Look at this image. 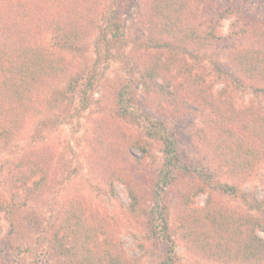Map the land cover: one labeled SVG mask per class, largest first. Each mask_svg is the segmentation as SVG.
<instances>
[{
    "label": "rangeland",
    "instance_id": "1",
    "mask_svg": "<svg viewBox=\"0 0 264 264\" xmlns=\"http://www.w3.org/2000/svg\"><path fill=\"white\" fill-rule=\"evenodd\" d=\"M119 2L64 0L60 11L73 26L72 19L87 21V33L52 29L40 37L61 57L62 69L39 81V108L11 142L0 141V264H59L51 236L73 201L106 220L104 251L116 245L108 264L119 256V264H162L170 243L174 264H264L254 255L246 263L227 261L220 245L214 254L197 250L185 233L187 227L210 233L203 219L211 220L212 231L229 220L236 234L249 230L264 241V0H178L183 9L170 12V22L182 24L173 31L165 24L157 37L175 36L188 54L176 49L178 64L160 62L144 80L135 60L150 66L147 54L162 53L149 41L148 13L168 0H137L129 11ZM42 14L32 12L39 24ZM110 20L119 27L114 39ZM155 20L165 21L164 14ZM161 124L187 166L207 176L179 170L160 189L161 140L146 132ZM101 136L118 139L120 148H107ZM35 154L47 157L27 165ZM99 160L109 162L108 172L100 171ZM36 162L45 177L34 173ZM128 187L137 190L136 210ZM12 204L20 206L21 241L8 234ZM14 242L26 246L21 254L7 251ZM257 249L264 256V243Z\"/></svg>",
    "mask_w": 264,
    "mask_h": 264
},
{
    "label": "trees",
    "instance_id": "2",
    "mask_svg": "<svg viewBox=\"0 0 264 264\" xmlns=\"http://www.w3.org/2000/svg\"><path fill=\"white\" fill-rule=\"evenodd\" d=\"M81 1L86 2L87 0ZM175 2H178V0L154 3L152 8H156L148 13L146 23L149 25V28L151 27L149 31L151 35L149 41L154 42L153 47H159L162 53L153 55L147 54L153 61V64L150 66H140L138 63L139 59L135 60V68H137V71L140 73L142 80L146 79L145 75L147 78L151 77V71L155 70L153 67H157L160 62L162 64H178L179 59H176L175 55L176 49L183 54H188L181 48L179 49L176 45L174 41H178V38L175 36L170 35V38L167 40L162 38L159 40V37H157L159 31L163 33L165 24L169 25L171 31L174 30L175 25L179 27V25L182 24L181 20H179V25L178 20H174L173 24L170 22L172 20L170 18V12L173 10L180 12L183 9L181 4H175ZM119 3H121L119 8L123 7L124 10L126 9L128 11L132 7L138 5L137 0H120ZM62 4H64V0H0V141L2 143L11 142L26 118L39 108L37 104L39 81L46 75L56 74L58 70L62 69L59 60L61 57L55 54L50 49L49 45L41 43L40 37L42 33L52 29L59 34H66V36L71 30L77 33L79 37L87 33L85 32L88 29L87 21L78 19L79 22H77V19H72V22L75 24V26H73L69 21L71 17L69 20L66 19L67 17L64 16L65 13H63L64 9L60 11L59 7H61ZM36 8H39L40 12L43 13L41 16L42 24H39L35 16H32V12ZM161 12L164 14L165 21L159 22L155 20V17L159 16ZM109 24H111L112 27L111 34L113 39L117 38V31L119 30L117 22L113 21L111 23L110 20ZM158 55L161 56L159 57ZM138 57L140 58L141 55H138ZM145 67L152 70H146ZM248 68L257 74L255 66H248ZM70 89L74 91L75 88ZM80 98L81 100H86L82 95ZM127 110L126 108V112H128L126 116H132V111ZM227 121L219 123L223 125ZM161 125L163 127L162 129H157V127L154 126V128L149 127V131L146 132L149 138H153L157 135L156 138L161 140L162 185H160V189L170 184L174 179L176 171L179 170L192 171L197 173L200 177L207 176L204 171L201 173L198 169L193 171L190 166H187L177 149L176 138L170 132L168 133L165 131L167 129L164 124ZM102 129L103 128L99 130L102 131ZM231 129L229 133L232 132ZM240 130L241 128L238 127L237 131ZM100 139L103 143L108 144L106 147L111 150L113 147L120 148L121 146V143L117 141L118 139L105 142L103 136H101ZM106 155L107 154H104L102 158H105ZM44 157L47 156H42V154H40V156H36V154L30 155L29 157L27 156L26 164H34V162L39 159L45 160ZM97 164L100 165V171L105 168L108 172L109 162L105 163L99 160ZM38 170L41 172L40 177L46 176L45 168L39 164V162H36L34 173L37 174ZM221 186L222 188L228 187V185L223 184ZM128 193L131 199L130 209L136 210L138 206L141 205V203L138 202L137 190L133 187H128ZM67 204L60 219L61 224L58 225L57 230L51 236L53 237L51 240H57V247L55 249L59 250V253L55 256L59 257V264H108L110 255L116 249V245L112 244L104 251L105 241L109 237L108 233L105 232L107 226L106 220L100 217L99 214L90 210L89 207L87 208L80 205L78 201L69 202ZM17 206L19 205H7L9 210L7 209L8 211H6L9 213V217L6 218L9 220L10 224L8 234L10 232H12V234L17 233V237H19L21 241L23 236L18 232L20 218L17 214L18 210L15 208ZM0 210L2 209L0 208ZM163 222L164 221L161 222V225ZM203 222L206 227H209L210 233L204 234V232H199L198 229H194L193 227H187L185 229V233L188 234H186L188 237L187 242L191 247L197 250L202 248V251L205 249L208 254H214L218 249L217 245H220V247L225 249L227 261L246 263L249 262L251 255H254V259L256 258L257 260L264 257L261 253L257 252V248L261 246L264 241L255 233L252 232L250 235H247L249 230H241L240 233L236 234L230 227L227 228L228 225L226 223H229V220L222 222L214 231L210 230V219H203ZM161 232L163 233L161 239L164 240L165 236H168L166 228H161ZM213 233L218 237L214 236ZM99 235H103L105 240H100ZM10 241L11 240H9V242ZM238 245L243 248V252L240 254L236 251V248L239 247ZM5 246L7 247V251L11 248L17 253L22 251L21 248L25 249L26 247L22 244H16L15 242L12 243L11 246ZM255 246L256 251L253 253L250 249ZM174 258L175 255L172 243L167 244V251L161 262L162 264H174ZM118 261H121L120 256L113 259L111 264H119ZM130 264L133 263L130 262Z\"/></svg>",
    "mask_w": 264,
    "mask_h": 264
}]
</instances>
